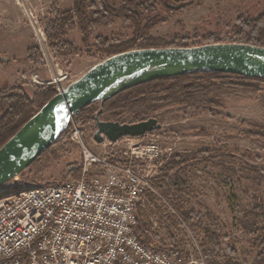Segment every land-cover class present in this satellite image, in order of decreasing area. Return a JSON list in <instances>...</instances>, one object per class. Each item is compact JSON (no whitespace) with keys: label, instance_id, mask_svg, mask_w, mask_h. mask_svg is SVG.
I'll use <instances>...</instances> for the list:
<instances>
[{"label":"rangeland","instance_id":"374dc122","mask_svg":"<svg viewBox=\"0 0 264 264\" xmlns=\"http://www.w3.org/2000/svg\"><path fill=\"white\" fill-rule=\"evenodd\" d=\"M72 7L73 0H0V90L17 85L30 92H34L36 87H52L49 83L51 74L59 72L68 77V83L75 82L102 62L101 56L96 59L86 57L78 30L72 32L67 40L80 50L79 56L62 63L51 55L45 24L52 11H67ZM156 7L155 14L145 15L147 19L157 15L166 17V22L151 32L155 46L176 43L193 48L210 45V42L217 44L234 36L233 30L240 16L253 19L264 14V0H203L199 6L175 14ZM132 34L133 30L128 25L117 22L112 28L96 30L91 42L98 36L124 42ZM35 47L43 58V66L38 69L27 59L28 50ZM52 59L59 65L57 69H49ZM219 100L218 108L173 107L153 116L162 129L146 139L155 137L164 151V160L157 163L159 166L154 172L156 177L165 175L164 165L173 153L209 151L210 154L197 159L185 172L178 175L170 173L173 175L172 185L175 184L173 187L176 188L168 184L170 188L163 186L157 190L160 197H145L138 207V214L139 210L143 212L142 229L155 239L152 247L164 248L166 243L174 241L171 235L180 246L184 231L174 228L169 231L171 220L166 204L173 207L182 196L186 209L192 208L204 215L211 213L218 218L226 227L225 245H231L238 251L240 264H252L256 251L251 237L240 228L243 218L240 210L243 206H258L264 215V142L249 139L244 132L250 129L249 125L264 126V85L258 93H224L219 95ZM120 122L132 124L138 121L127 115ZM80 127L85 143L92 151L109 155L112 161L123 157L127 142L99 145L93 139L95 123ZM81 161L79 145L68 136L6 188H32L75 180L70 168ZM147 170L145 166L140 167L142 172ZM168 190L171 194L166 199ZM13 193L15 191L2 189L0 198ZM166 219L169 222L167 226L162 223ZM156 222L160 228L154 226ZM188 225L191 230V225ZM194 236L199 244L201 235Z\"/></svg>","mask_w":264,"mask_h":264},{"label":"trees","instance_id":"16d2710c","mask_svg":"<svg viewBox=\"0 0 264 264\" xmlns=\"http://www.w3.org/2000/svg\"><path fill=\"white\" fill-rule=\"evenodd\" d=\"M202 1L73 0L71 9L52 11L50 19L46 22L45 35L48 49L53 58L62 63L79 56L80 50L67 40L68 36L75 30H78L81 35V44L85 49L86 57L96 59L101 56L102 62L113 56L137 50L189 48L188 46L181 47L176 43L155 46V39L151 37V32L165 23L166 17L157 15L147 19L145 15L155 14L157 12L156 5L169 14H175L199 6ZM117 22H123L133 30L132 37L129 40L120 42L98 36L93 43L91 42L92 35L96 30L101 27L112 28ZM233 32L234 36L231 39L217 44H248L264 48V14L253 19L240 16L236 21ZM206 40L211 41L212 39L206 38ZM211 44H214V42H210ZM27 59L36 69L43 66V58L36 47L28 50ZM263 85L264 80L262 79L217 73L174 77L129 89L103 105L97 103L83 109L78 116H75V119L80 126L95 123L96 116L99 117L101 122H120V119L127 115L141 122L153 118L162 110L173 107L213 109L220 106V94L231 92L258 93ZM56 95L57 93L53 87L48 86L36 87L34 92L18 85L0 90V149ZM97 105L98 107H96ZM249 127L250 129L244 132L246 137L264 142V126L249 125ZM70 132L71 126L54 146L66 139ZM48 152L32 166L41 161ZM209 154V151L191 154L173 153L164 165L165 175L153 179L152 186L156 190L161 189L163 186L168 188L175 186V184L172 185L173 175L171 176L170 173L173 172L174 175H178L185 172L193 162L202 156L208 157ZM223 170H226V168L224 167ZM70 173L75 180L79 179L82 173V161L80 164L73 165L70 168ZM8 185L2 189L18 193L36 188L8 189L6 188ZM170 194V190L165 193L166 199H169ZM146 198L157 197L147 194ZM179 199V203L173 204V209L185 223L191 225L193 235L195 234L197 237L201 235L199 248L204 262L206 264H240L238 251L231 245H225L224 243L227 236L224 234L226 227L222 222L211 213L204 215L195 212L192 208L186 209L184 198L180 196ZM240 213L243 215L240 228L251 237L256 251L252 264H264V215H262L258 206H243ZM138 218L137 231L144 236L145 245L152 247L151 238L142 229L143 212L141 210H139ZM170 220L171 223L168 227L170 232H172V228L174 230L181 229V224L176 218ZM170 232L169 235H171ZM171 236L172 240L175 241L173 235ZM180 242L182 255L188 258L193 253L197 257L190 241L182 239ZM187 247H192V253L188 252Z\"/></svg>","mask_w":264,"mask_h":264},{"label":"built area","instance_id":"2783aa9c","mask_svg":"<svg viewBox=\"0 0 264 264\" xmlns=\"http://www.w3.org/2000/svg\"><path fill=\"white\" fill-rule=\"evenodd\" d=\"M53 60L49 69L59 67ZM67 81L59 72L49 83L62 93L73 83ZM70 126L69 137L82 154L80 178L0 198V264H206L189 225L168 204L169 218L180 222L183 240L197 257L192 247L188 258L182 255L177 240L162 249L148 247L137 231L146 195L160 197L152 186L157 163L164 160L160 142L146 139L152 134L122 139L128 143L123 159L112 161L87 146L75 117ZM162 223L167 226L168 219Z\"/></svg>","mask_w":264,"mask_h":264},{"label":"water","instance_id":"95a60500","mask_svg":"<svg viewBox=\"0 0 264 264\" xmlns=\"http://www.w3.org/2000/svg\"><path fill=\"white\" fill-rule=\"evenodd\" d=\"M226 74L264 80V48L211 44L193 48L144 49L113 56L95 65L51 99L0 149V190L29 169L66 133L72 118L94 104L154 81L192 74ZM94 141L116 144L162 129L156 118L138 123L101 122Z\"/></svg>","mask_w":264,"mask_h":264}]
</instances>
